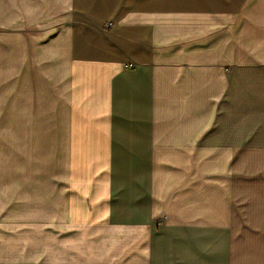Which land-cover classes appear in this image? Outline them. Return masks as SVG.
Returning <instances> with one entry per match:
<instances>
[{
  "label": "crops",
  "instance_id": "0c3cea01",
  "mask_svg": "<svg viewBox=\"0 0 264 264\" xmlns=\"http://www.w3.org/2000/svg\"><path fill=\"white\" fill-rule=\"evenodd\" d=\"M0 264H264V0H0Z\"/></svg>",
  "mask_w": 264,
  "mask_h": 264
}]
</instances>
